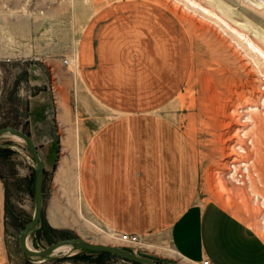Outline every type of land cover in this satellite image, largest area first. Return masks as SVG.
Returning a JSON list of instances; mask_svg holds the SVG:
<instances>
[{"label": "rangeland", "instance_id": "374dc122", "mask_svg": "<svg viewBox=\"0 0 264 264\" xmlns=\"http://www.w3.org/2000/svg\"><path fill=\"white\" fill-rule=\"evenodd\" d=\"M123 1L145 2L161 24L180 26L181 45L189 46L193 56L192 69L166 106L165 115L170 114L189 133L195 146L202 198L217 200L214 179L221 172L234 173L229 169L232 161L250 163L249 170L242 169V177L235 179L248 196L241 214L264 237V58L231 29L264 47V0H197L211 14L177 0H0V52L2 47L4 52H13L0 53V128L13 126L33 134L48 161L43 218L30 235L33 248L42 250L76 237L124 248L81 210L76 127L84 111L75 96L80 87L78 68L63 62L76 58L82 33L95 14ZM78 3L84 5L82 15L76 11ZM8 56L13 58L7 60ZM251 107L250 117L246 110ZM237 132L247 137L241 143L248 153L242 157L230 149L241 144ZM49 142L56 144L52 157L44 147ZM228 181L230 186L234 184ZM222 196L229 204L238 197ZM34 211L35 161L23 140L6 135L0 138V264H134L81 249L44 262L29 261L19 236ZM49 217L64 227L54 228ZM133 250L154 258L157 264H189L168 240L157 245L143 239Z\"/></svg>", "mask_w": 264, "mask_h": 264}, {"label": "crops", "instance_id": "0c3cea01", "mask_svg": "<svg viewBox=\"0 0 264 264\" xmlns=\"http://www.w3.org/2000/svg\"><path fill=\"white\" fill-rule=\"evenodd\" d=\"M180 35L179 25L161 24L140 1L111 4L86 25L74 57L76 101L86 113L76 127L82 213L111 236L168 240L189 264H264V237L241 214L240 199L199 195L195 146L165 115L192 69ZM54 145H44L51 157Z\"/></svg>", "mask_w": 264, "mask_h": 264}, {"label": "water", "instance_id": "95a60500", "mask_svg": "<svg viewBox=\"0 0 264 264\" xmlns=\"http://www.w3.org/2000/svg\"><path fill=\"white\" fill-rule=\"evenodd\" d=\"M6 135L16 136L23 140L27 145L33 160L35 161V211L32 220L21 230L19 236L20 247L29 261L38 263L50 260L54 258L53 253L57 249L61 247H68L70 249L69 252L80 249L93 252H107L132 263L157 264L156 260L150 256L137 254L129 249L118 246L93 243L82 237L62 239L42 250L31 248L28 244V239L31 233L39 228L43 218L45 164L39 152L38 146L27 132L13 126L0 128V138Z\"/></svg>", "mask_w": 264, "mask_h": 264}, {"label": "bare ground", "instance_id": "6f19581e", "mask_svg": "<svg viewBox=\"0 0 264 264\" xmlns=\"http://www.w3.org/2000/svg\"><path fill=\"white\" fill-rule=\"evenodd\" d=\"M177 1L178 2H181V3H182V1L183 2H186V4H188L189 7L195 9L196 11L197 10L198 11L200 10L201 12H204L206 14H211L212 13L207 7H205L204 5H202L197 0H177ZM83 9H84V5H82V3H78L77 4V7H76L77 13L82 15L83 14ZM214 15H215L214 18L218 19L219 21L224 22L227 26L230 27V25L228 24V22H226L225 20H223V18L221 16H219L217 14H214ZM83 29H84V26H82L81 30L83 31ZM231 29H233L234 32L246 42L247 46H249V48L251 49L252 52H254L257 55H260L262 58H264V47H262L259 44H257L252 38L246 36L242 31H240V30H238L236 28H233V27H231ZM70 61H71V63H70L71 65L74 64V66H76V60L75 59H73V60L70 59ZM251 110H252V107H251V109L246 110V113L247 114H250V117H251ZM244 112H245V110H244ZM244 114L245 113H243V115ZM237 121H238V119H237ZM239 121H241V119ZM242 124L243 123H241V125ZM186 133H187V135L189 134L188 132H186ZM236 135H237L236 138L238 139V142L239 143H241V142H243L245 140L244 137H246L245 136L246 133L241 134V132H237ZM14 137H16V136H14ZM16 138H18V137H16ZM18 139H20V138H18ZM247 146H248V144H247ZM230 149L232 150V152H234L232 154L239 155V157H242V156H244V154H247L248 153V150L246 148V144H244V143L243 144L242 143L241 144H236V145L234 144V146L232 145V147H230ZM233 162H236V160L232 161V163L229 166V169L231 171H234V173H232L230 175H227V173H224V172H221L220 174H216L217 176L214 179V188H212V189L216 190L221 196L223 194H225V193H228L229 195H231V194L236 195L242 201V203H241L242 206H246V204H248L247 203L248 202L247 191H245L244 188L241 187V184L239 182H237V180H235V179L237 177H239V178L242 177L241 175L239 176V173H240V171L242 169L245 168L247 171L249 170L250 163L249 162H244L242 160L241 161H238L239 162L238 164H236V163L233 164ZM228 179H231L232 180L231 182L234 183V184H231L232 186H230L228 184V182H229ZM225 203H228V201L225 200ZM263 203H264V201H263ZM28 244H29V246L31 248H33L30 237L28 239ZM68 251H70V249L68 247H61V248L57 249L53 253V256L54 255H58V254L63 253V252L65 253V252H68Z\"/></svg>", "mask_w": 264, "mask_h": 264}, {"label": "built area", "instance_id": "2783aa9c", "mask_svg": "<svg viewBox=\"0 0 264 264\" xmlns=\"http://www.w3.org/2000/svg\"><path fill=\"white\" fill-rule=\"evenodd\" d=\"M63 62L65 65L69 66L71 61L68 58H64ZM112 237L122 243L123 247L134 251L135 247L142 245L143 239L137 234L131 233H116ZM135 252V251H134ZM201 264H212L210 259H205Z\"/></svg>", "mask_w": 264, "mask_h": 264}, {"label": "trees", "instance_id": "16d2710c", "mask_svg": "<svg viewBox=\"0 0 264 264\" xmlns=\"http://www.w3.org/2000/svg\"><path fill=\"white\" fill-rule=\"evenodd\" d=\"M85 251L93 252V251H89V250H85ZM94 253L101 254V255L114 256V255H112V254H110V253H107V252H94ZM134 264H139V263H134Z\"/></svg>", "mask_w": 264, "mask_h": 264}]
</instances>
